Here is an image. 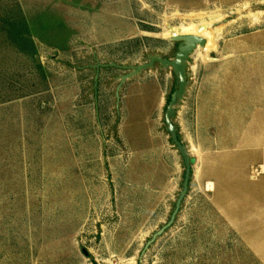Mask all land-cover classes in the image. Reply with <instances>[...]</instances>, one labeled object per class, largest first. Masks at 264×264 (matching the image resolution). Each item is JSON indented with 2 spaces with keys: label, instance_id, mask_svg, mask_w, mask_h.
Instances as JSON below:
<instances>
[{
  "label": "rangeland",
  "instance_id": "1",
  "mask_svg": "<svg viewBox=\"0 0 264 264\" xmlns=\"http://www.w3.org/2000/svg\"><path fill=\"white\" fill-rule=\"evenodd\" d=\"M189 24L216 50L188 61L189 189L146 249L184 179L176 78L156 64L117 101L108 65L173 61ZM0 264H264V0H0Z\"/></svg>",
  "mask_w": 264,
  "mask_h": 264
},
{
  "label": "water",
  "instance_id": "2",
  "mask_svg": "<svg viewBox=\"0 0 264 264\" xmlns=\"http://www.w3.org/2000/svg\"><path fill=\"white\" fill-rule=\"evenodd\" d=\"M202 29V28H201ZM172 42L178 43L177 53L175 54L174 60L169 61L162 59L158 56H153L149 58L148 63L136 67H124L117 66L115 64H110L108 67H114L123 71L128 72V74L119 78V85L117 87L116 98L119 101V91L126 81L131 80L132 78L140 75L141 73L152 69L156 64H158L162 69H171L173 75L176 78V89L170 97L169 103L166 107L164 115V123L166 126V132L170 136L171 142L174 147L177 149L184 166V179L182 183V190L179 194V197L175 204V209L171 215V218L167 225H165L159 232H157L151 240L147 243L146 249L153 243L155 240L165 233L166 230L170 229L175 219L181 209L184 199L187 196L189 183L192 175V165L194 160L191 158L186 147L182 144L179 139L177 128L173 123V119L176 114V108L179 103L184 99L186 94V89L188 85V75H187V64L190 57L195 53V51L200 48L204 49L206 45V40L200 36L196 35H180L173 36L171 38ZM95 87L97 86L98 75L95 77Z\"/></svg>",
  "mask_w": 264,
  "mask_h": 264
},
{
  "label": "bare ground",
  "instance_id": "3",
  "mask_svg": "<svg viewBox=\"0 0 264 264\" xmlns=\"http://www.w3.org/2000/svg\"><path fill=\"white\" fill-rule=\"evenodd\" d=\"M169 35H170L169 38H172L173 36H180V35H196V36H200L204 38L207 43L204 49H201L202 55L200 56L204 61L206 60L207 55L215 49V39L216 38L213 36V33L207 30V28L204 27L203 25L189 24L186 27L182 26L178 29L170 28Z\"/></svg>",
  "mask_w": 264,
  "mask_h": 264
},
{
  "label": "trees",
  "instance_id": "4",
  "mask_svg": "<svg viewBox=\"0 0 264 264\" xmlns=\"http://www.w3.org/2000/svg\"><path fill=\"white\" fill-rule=\"evenodd\" d=\"M6 28H7V31H8V32H9V31H11V32H15L16 29H17L16 25H13V24H11V23H8L7 26H6Z\"/></svg>",
  "mask_w": 264,
  "mask_h": 264
}]
</instances>
